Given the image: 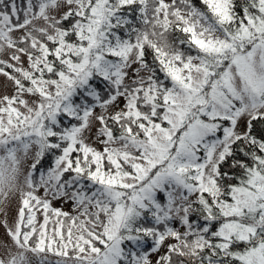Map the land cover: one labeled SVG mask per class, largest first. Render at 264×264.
<instances>
[{"label": "snow or ice", "instance_id": "snow-or-ice-1", "mask_svg": "<svg viewBox=\"0 0 264 264\" xmlns=\"http://www.w3.org/2000/svg\"><path fill=\"white\" fill-rule=\"evenodd\" d=\"M0 77V264H264V0H0Z\"/></svg>", "mask_w": 264, "mask_h": 264}, {"label": "rangeland", "instance_id": "rangeland-1", "mask_svg": "<svg viewBox=\"0 0 264 264\" xmlns=\"http://www.w3.org/2000/svg\"><path fill=\"white\" fill-rule=\"evenodd\" d=\"M20 2L23 3V0L19 1L18 4H17L18 8L21 9V18H22L23 9L27 6V0H25V3H24L25 7L22 6L20 4ZM2 82H3V78L0 77V84H2ZM8 91L10 92L11 88H9ZM3 92H4V89L2 87H0V94H3ZM41 194H42V190H41ZM18 199H19L18 194L10 196V199H9V204H10L9 215H10V217L15 215L16 208L18 206ZM53 207L62 208L64 211H69V212L72 211L71 205L70 204H65L63 201H53ZM0 243H9L8 238L4 234V229L3 228H0ZM29 257H30V259H32L34 261V264H35V257H32L31 254H29ZM49 259L52 260V261H55L58 258L53 256V255H49ZM152 259L155 260L156 257L153 256Z\"/></svg>", "mask_w": 264, "mask_h": 264}, {"label": "trees", "instance_id": "trees-1", "mask_svg": "<svg viewBox=\"0 0 264 264\" xmlns=\"http://www.w3.org/2000/svg\"><path fill=\"white\" fill-rule=\"evenodd\" d=\"M19 1H21V0H16V3L18 4ZM24 3H25V0H23V3L20 2V4L25 7ZM149 59H150V57H149ZM51 159H52V157L50 155L46 156L44 158V161H43L44 166H47L49 164V162L51 161ZM225 170H227V165H225Z\"/></svg>", "mask_w": 264, "mask_h": 264}]
</instances>
